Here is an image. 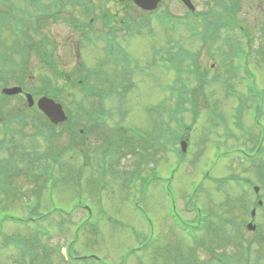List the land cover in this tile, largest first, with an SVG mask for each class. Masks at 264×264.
I'll list each match as a JSON object with an SVG mask.
<instances>
[{"label": "rangeland", "instance_id": "obj_1", "mask_svg": "<svg viewBox=\"0 0 264 264\" xmlns=\"http://www.w3.org/2000/svg\"><path fill=\"white\" fill-rule=\"evenodd\" d=\"M45 1L55 7L50 12L57 17L87 21L66 9L60 14L58 2ZM90 1L96 4V0ZM193 2L208 26L204 28V19L199 20L195 37H189L185 26L180 32V26L176 27V35L165 37L156 18L141 24L137 18L146 13L130 1H105L107 18L119 30L128 28L115 35L131 61L132 72L124 78L121 65L111 61L104 41L97 37L102 31L100 19L78 31L55 25L50 16L45 28L31 27L28 31L29 27L18 26L23 35L13 48L18 37L13 33L14 22L9 20L18 21L22 15L27 20V11L33 19L45 18V14L28 7L24 0L0 2V14L10 18L9 22L0 21V44L7 48L0 62V264H38L39 256L46 258V264H69L63 255L70 240L74 256L96 255L107 264H222L218 257L228 258L231 264H252L253 257H239L235 244L227 240L246 244L255 237L264 239V207H256L252 219L259 230L245 228L257 200L252 187H259L264 201V179L254 163L225 158L229 155L215 156L239 148L251 153L258 141L264 148V131L251 121L249 107L254 100L247 94L252 90L244 76H251L257 90L264 91V0H239L235 13L229 16L224 8L232 0ZM22 5L26 10L21 15L17 9ZM80 11L87 14L89 9ZM154 12L175 21L184 16L177 0H162ZM215 22H219L217 28ZM236 22L247 35L232 27ZM133 27L139 33L129 36ZM93 30L97 31L93 42L74 45L80 32ZM31 35L34 45L25 47L26 42L33 43ZM53 40L57 44L52 51L57 72L75 77L98 70L91 84L104 90L110 89L111 83L119 84L117 92L124 93L120 102L113 94L103 100L96 94L84 95L77 86L68 90L69 96L62 90V104L72 116L85 120L86 109L103 105L105 112L93 116L86 133H78V127L71 124L45 126L40 115L23 109L22 97L1 95L3 87L14 85L35 98L37 93L50 92L43 87L44 75L51 78L52 87L63 84L45 63ZM110 47L115 48L116 57L122 54L120 47ZM154 50L155 56L150 54ZM239 95L243 105L236 99ZM176 100L179 115L189 125L182 135L187 142L183 154L172 138L179 132L177 114L173 113ZM261 103L260 124L264 126V97ZM239 106L241 123L237 129L233 118ZM213 126L216 134L210 131ZM70 128L72 131L67 130ZM226 129L233 130L232 139ZM237 176L252 184L243 185ZM168 187L166 198L163 190ZM85 207L90 209V217ZM204 218L206 227L197 230L194 238L180 228L186 221L195 224ZM212 223L218 229L213 230ZM144 243L149 246L142 251ZM216 243L221 246L213 249ZM260 253H264V243ZM88 264L94 262L89 260Z\"/></svg>", "mask_w": 264, "mask_h": 264}, {"label": "water", "instance_id": "obj_2", "mask_svg": "<svg viewBox=\"0 0 264 264\" xmlns=\"http://www.w3.org/2000/svg\"><path fill=\"white\" fill-rule=\"evenodd\" d=\"M138 6H140L143 9H153L156 7V4L159 0H133ZM20 91V88H10V89H4L3 92L7 94H14ZM29 103L31 104V97L27 96ZM39 108L49 117V119L54 122H61L65 120V115L63 111L61 110V107L59 104L54 103L52 100L47 98H42L38 101ZM183 150L185 148V144L182 143Z\"/></svg>", "mask_w": 264, "mask_h": 264}, {"label": "trees", "instance_id": "obj_3", "mask_svg": "<svg viewBox=\"0 0 264 264\" xmlns=\"http://www.w3.org/2000/svg\"><path fill=\"white\" fill-rule=\"evenodd\" d=\"M25 252H26V254H28L30 256H35L31 250H25ZM71 259H72L71 262H69L67 259L65 261L68 262L69 264H76L77 262L78 263H83L84 262V260H79V259H74V258H71ZM45 261H47L45 257L39 256L38 260H37V263L38 264H46ZM253 264H260V262L258 260H255V262H253Z\"/></svg>", "mask_w": 264, "mask_h": 264}]
</instances>
